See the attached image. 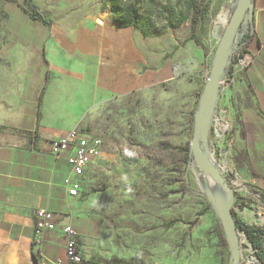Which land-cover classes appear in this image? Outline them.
<instances>
[{"label":"rangeland","instance_id":"1","mask_svg":"<svg viewBox=\"0 0 264 264\" xmlns=\"http://www.w3.org/2000/svg\"><path fill=\"white\" fill-rule=\"evenodd\" d=\"M233 1L203 0V15L192 40L194 11L189 0H115L124 10L139 12L144 28L137 30L156 54L162 51L154 69L169 65L170 70L168 79L129 98L102 97L78 128L83 136L103 142L102 159L89 166L81 183L85 205L80 219L71 224L79 235L85 264H232L215 212L220 201L198 186L190 145L195 114L220 42L216 22L227 5L231 20L239 3ZM32 2L50 21L49 27L55 18L62 19L64 4L74 3L83 8L75 16L77 22L94 17L93 24L97 18L120 27L108 0H52L48 10L47 0ZM9 8L15 9L13 16ZM25 9V0H0V49L10 44L0 52L6 60L0 63L2 100L16 101L12 91L19 92L26 84L27 57L11 44L28 42L36 23H43L34 22ZM33 80L35 87L38 80ZM221 172L234 190L233 212L242 223L237 228L240 264H253L251 260L264 264L244 232V227L264 231V196L244 184L236 171L227 174L222 167Z\"/></svg>","mask_w":264,"mask_h":264},{"label":"crops","instance_id":"2","mask_svg":"<svg viewBox=\"0 0 264 264\" xmlns=\"http://www.w3.org/2000/svg\"><path fill=\"white\" fill-rule=\"evenodd\" d=\"M53 5L47 0L44 7ZM62 8V19L55 18L50 27L36 23L31 40L11 44L27 57L26 84L12 91L16 101L0 99V264L38 263V211H50L59 228L80 219L85 205L81 183L90 169L83 178L75 177L65 160L51 156L52 141L78 129L102 97L126 99L169 77V65L154 69L162 51L156 54L137 29L106 20L100 25L97 18L93 24L94 17L77 22L81 4ZM253 30L247 54L254 62L235 75L228 96L234 120L231 165L244 184L264 196V0H254ZM2 62L6 60L0 55ZM77 182L78 196H70ZM65 247L60 229L45 233L43 260L67 264Z\"/></svg>","mask_w":264,"mask_h":264},{"label":"built area","instance_id":"3","mask_svg":"<svg viewBox=\"0 0 264 264\" xmlns=\"http://www.w3.org/2000/svg\"><path fill=\"white\" fill-rule=\"evenodd\" d=\"M249 24L245 23L238 30L231 49V59L225 74L219 81V94L216 108L212 117L207 148L213 155L212 164L221 172L223 164L228 166V172H235L231 164L233 147L232 132L234 120L230 113L229 92L234 84L235 75L246 71L254 62V58L245 53L239 60H236L237 46L242 43L247 35ZM205 148H203V152ZM51 156L55 161L65 160L71 168L72 174L77 178H83L89 166L96 160L102 159L103 142L98 138L83 136L78 129H74L62 138H57L51 144ZM227 159L229 162H225ZM211 160V158H210ZM229 164V165H228ZM193 166H195L193 159ZM215 166V165H214ZM233 170V171H232ZM236 175V174H235ZM80 190V183H75L69 191V195L76 197ZM60 229L65 239V250L67 264H84L85 259L79 245V235L71 225H64L59 228L55 222L54 215L44 209L36 214L34 245L37 247V264H47L43 260L42 245L45 233Z\"/></svg>","mask_w":264,"mask_h":264},{"label":"water","instance_id":"4","mask_svg":"<svg viewBox=\"0 0 264 264\" xmlns=\"http://www.w3.org/2000/svg\"><path fill=\"white\" fill-rule=\"evenodd\" d=\"M253 15L254 0H239L238 7L225 28L215 52L211 73L207 79L204 94L200 100L199 110L195 114L194 137L190 145L197 172L210 175L222 191L228 195V202L226 204L220 202V204L216 206L215 212L225 232L232 264H240L241 261L240 236L233 215L235 194L234 190L221 175V172L213 166L208 156L209 150L207 148V143L212 117L218 100L219 81L225 74L230 62L231 49L238 30L243 24H249V19L253 17ZM98 24L102 25L103 22L99 20ZM203 148H205L204 152Z\"/></svg>","mask_w":264,"mask_h":264},{"label":"trees","instance_id":"5","mask_svg":"<svg viewBox=\"0 0 264 264\" xmlns=\"http://www.w3.org/2000/svg\"><path fill=\"white\" fill-rule=\"evenodd\" d=\"M111 2L113 6L114 15L118 18L117 24L120 28H135L138 30H142L144 27L140 25L141 15L139 12H130L122 9L118 6L115 0H108ZM27 5L26 12L30 15V17L35 21H42L45 24H50V21L46 18L44 13L40 12L35 4H33L32 0H25ZM189 3L194 11V17L192 20V40H195V34L197 31V27L200 19L202 18V10H203V0H189ZM254 38V30H253V17L249 19V26L247 29V35L237 46L236 49V60H239L245 53H247L248 43ZM236 228H240L242 223L237 219L236 214L233 212ZM244 232L247 235V238L254 250L257 251V257L260 262L264 263V249L262 247V235H264L263 230H257L252 227H244ZM85 264V263H84Z\"/></svg>","mask_w":264,"mask_h":264},{"label":"bare ground","instance_id":"6","mask_svg":"<svg viewBox=\"0 0 264 264\" xmlns=\"http://www.w3.org/2000/svg\"><path fill=\"white\" fill-rule=\"evenodd\" d=\"M234 1H236V0H234ZM230 17H231V8H230L229 5H227V6H225L223 8V10H222V12H221V14L219 16V19L216 22V25H218V30H219V35H218V39L219 40L221 39V37H222V35L224 33V30H225V28L227 27V25H228V23L230 21ZM224 19H226V21H227L226 23L222 22ZM208 156L211 158V162H213L212 161L213 155H211L209 153ZM214 165L216 167V163L215 162L213 163V166ZM223 168H224V170L226 172H228L229 168H228V166L226 164L223 166ZM196 174L199 176V185L198 186H200L202 191H204L207 194H209V196L212 199H214V200H218V201H220L222 203H225V204L228 202V195L222 191V189L219 187V185L210 176L205 175V174H201L199 172H197ZM221 175H222V172H221ZM241 254H242V250H241ZM251 263L259 264L257 261H254V260H251Z\"/></svg>","mask_w":264,"mask_h":264},{"label":"clouds","instance_id":"7","mask_svg":"<svg viewBox=\"0 0 264 264\" xmlns=\"http://www.w3.org/2000/svg\"><path fill=\"white\" fill-rule=\"evenodd\" d=\"M222 22H225L226 23L227 21H226V19H224Z\"/></svg>","mask_w":264,"mask_h":264}]
</instances>
